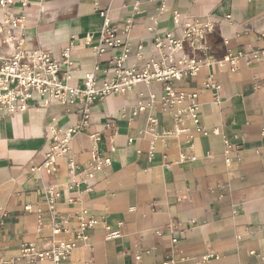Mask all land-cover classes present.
<instances>
[{
	"label": "crops",
	"instance_id": "obj_1",
	"mask_svg": "<svg viewBox=\"0 0 264 264\" xmlns=\"http://www.w3.org/2000/svg\"><path fill=\"white\" fill-rule=\"evenodd\" d=\"M100 11L121 42L130 44L126 64L157 53L152 39L173 29L174 13L213 22L210 53L250 55L264 47V0H12L0 7V20L20 16L22 22L14 27V40L2 32L0 55L22 42L18 46L41 47L59 59L71 43L74 68L67 82L80 85L95 62L102 76L121 49L107 47L96 56ZM237 66L233 72L214 62L173 82L176 90L198 93L199 123L207 134L194 133L190 140L167 134L176 107L162 109L159 83H140L90 105L88 126L70 141L75 167L58 157L50 175L32 170L45 159L49 127L74 125L81 103L42 105L34 93L26 111L1 110L0 264H52L16 258L22 243L36 249L52 243L43 181L58 194L53 216L66 229L59 238L77 243L62 264H164L169 254V264H264V59L241 56ZM208 74L220 83L216 99L203 86ZM186 126L193 129L189 121ZM95 159L108 162L94 169ZM89 219L97 223L85 228L87 239H76L80 221ZM109 230L119 236L108 238Z\"/></svg>",
	"mask_w": 264,
	"mask_h": 264
},
{
	"label": "built area",
	"instance_id": "obj_2",
	"mask_svg": "<svg viewBox=\"0 0 264 264\" xmlns=\"http://www.w3.org/2000/svg\"><path fill=\"white\" fill-rule=\"evenodd\" d=\"M20 2L25 5L28 0H20ZM7 3H12V0H0V7ZM100 15L103 19L102 30L93 46L96 56L103 53L107 47L120 48L121 52L109 58L106 67L102 70V76L98 75L99 66L95 62L92 68L84 73L80 85H71L67 82L74 68V62L71 59V43L61 51L59 59L54 58L50 51L41 47L28 49L18 46L22 42H18L11 52L0 55V111L5 110L11 114L26 111L28 101L34 93L41 97L42 105L49 102L81 103V107L77 110L80 113V118L74 125L64 130H59L56 126L49 127L51 138L45 159L41 165L33 168V171L53 174L57 171V158L63 156L68 157L67 165L72 170L75 165L69 157L70 141L75 134L88 126L90 105L95 101H101L108 94L122 93L140 83L147 87L152 83H159L161 85L159 102L162 109L176 107L173 112L174 128L171 131H166L167 134L184 135L188 140L193 137L194 133L207 134L199 123L198 93L176 90L173 82L191 78L197 75L202 66L211 65L214 62L227 64L231 71L236 72L238 58L241 56L247 62L253 59H264V47L252 51L250 55L242 53L232 55L226 52L220 56L210 53L207 41L215 27L213 22L197 19L185 20L178 13H174L172 17L173 29L155 33L152 39L151 45L157 50V53L151 52L137 62L126 64L130 55V44L122 43L121 39L117 37L105 11H100ZM229 17V15L225 16L227 19ZM21 22L20 16H2L0 35L4 32L7 37L14 40L17 35L14 27ZM176 29H179L178 33L174 32ZM4 43L7 42L4 41ZM139 48L140 46L137 47V49ZM135 56L140 58L138 51ZM203 86L212 90L214 99L217 98L216 94L220 89V83L212 74L206 76ZM149 97L154 98V94H149ZM184 102H186L185 105H183ZM138 109L141 110L142 107L138 106ZM149 121L154 123L153 118L149 117ZM187 121L192 124V130L186 126ZM213 133H218L217 129H214ZM89 137L95 138V134H90ZM106 162L108 160L96 161L95 159L93 168L100 169ZM87 176H92V174L87 173ZM43 187L48 193L52 243L43 249H36L32 243H22L20 253L16 258L31 257L48 260L52 264H62L69 259L71 252L77 247V243L73 238L66 240L59 238L61 232L66 229L62 222L53 216V213L60 207L59 203L55 201L58 194L51 190L45 181H43ZM96 223L95 219L81 220L80 229L75 233V238L85 241L87 239L85 228ZM118 236V230L107 232L108 238ZM176 242L177 237L172 232L170 243L174 246ZM259 257L261 261H264V257ZM139 258V253L134 255L135 260ZM167 258L164 264L172 262L170 254L167 255ZM84 264L92 263L88 260Z\"/></svg>",
	"mask_w": 264,
	"mask_h": 264
}]
</instances>
